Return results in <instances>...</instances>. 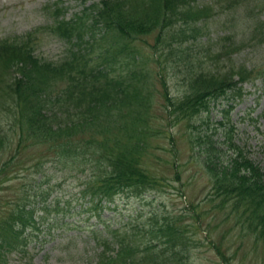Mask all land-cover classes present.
Segmentation results:
<instances>
[{"label":"trees","instance_id":"trees-1","mask_svg":"<svg viewBox=\"0 0 264 264\" xmlns=\"http://www.w3.org/2000/svg\"><path fill=\"white\" fill-rule=\"evenodd\" d=\"M215 1L101 0L84 15L59 19L57 32L73 45L59 63L41 60L25 42H0V264H9L14 251L29 250L51 212L65 216L72 209L53 197L62 185L51 184L49 161L64 176H84L82 192L98 218L100 203L126 191L142 195L179 182L176 189L184 192L177 149L166 162L154 151L162 149L160 137L173 144L187 138L210 180L212 208L244 218L264 243V160L239 142L225 141V148L195 132L213 101L230 92L242 96L245 81L264 76L256 62L233 61L247 42L208 37ZM151 35L150 53L138 41L147 45ZM163 56L183 73L180 96L155 64ZM167 163L173 177L164 172ZM19 177L22 185L13 189ZM208 208L191 202L136 226L92 229L101 247L92 264H195L191 233L206 226ZM213 248L226 258L220 245Z\"/></svg>","mask_w":264,"mask_h":264},{"label":"rangeland","instance_id":"rangeland-1","mask_svg":"<svg viewBox=\"0 0 264 264\" xmlns=\"http://www.w3.org/2000/svg\"><path fill=\"white\" fill-rule=\"evenodd\" d=\"M97 1L99 0H0V40L30 35L37 54L45 59L59 62L69 52L70 44L65 38L58 36L54 30L53 9L61 4L66 9V18H70L83 11L87 5ZM246 3L254 6L257 13L264 15L262 0H236L232 5L234 9L225 8L217 3L218 13L210 23L214 29L212 35L221 36L223 31L229 32V28L222 24L232 17L233 14L230 13L236 12L234 15L241 17L236 28L238 37L248 36L252 18L245 17ZM223 5H225L224 1ZM245 30L246 34H244ZM154 38V35L149 36L148 46L144 41H138V43L144 45L145 50L151 53L154 50L150 43L154 42ZM259 48L251 44L247 45L245 50L234 56L233 61L236 63L244 59L252 63H255L257 59L264 61V48ZM173 62L171 56H163L161 63L155 64L157 67L162 65L170 92L180 96L186 91V86L183 73L180 68L172 64ZM157 86L161 88L159 81ZM230 105H232L231 111L227 115L226 109ZM160 106L158 105L157 109L163 113L162 108L159 109ZM196 123L199 125L196 133H201L206 138L207 134L212 135L211 138L220 142L225 148L229 146L225 141L239 142L245 145L251 155L264 160V79L258 78L255 83H246L242 97L231 93L227 97L213 101L211 111L203 113ZM174 140L175 144L171 139L160 137L158 141L162 149L156 147L154 151L161 155L163 162H166L173 159L174 149H177L182 163L183 181L185 180L188 190L185 186V191L182 192L176 189V187L182 188L179 182H171V184L163 185L158 192L148 191L142 195H136L126 191L116 196L114 201L104 202V207L99 205L101 214L99 218L92 216L91 213H96L98 210L93 209L87 213L83 210L85 205L80 203L73 206L75 208L68 212L66 218L55 217L51 212L48 221H43L41 230L35 232L36 237H31L27 254L14 251L8 256V263L92 264L94 253L101 247L91 238V229L106 228L105 225H111V228L136 226L137 223H145L152 214L161 218L165 213L180 212L191 202H199L205 208H209L205 211L206 226L203 230L199 229L191 233L192 237H195L190 247L195 264H264L262 240L257 239L247 230L244 218L239 219L235 213H229V208L220 212L212 208L214 203H209L211 197L209 193L212 188L208 176L204 174L196 160L198 152L193 151L187 138ZM230 153L229 150L228 154ZM4 158V155L0 157V163ZM51 165L48 163L49 167ZM48 171L52 174L55 169L53 167ZM164 172L173 177L169 163ZM62 173L57 171L55 176L62 179ZM83 177L66 179L60 188L61 193L56 194L59 197L62 196V199L78 198ZM12 184H15L13 189L22 185L21 177L15 179ZM53 218L60 223H56ZM214 244L222 247L226 258L217 253L216 248H213Z\"/></svg>","mask_w":264,"mask_h":264}]
</instances>
